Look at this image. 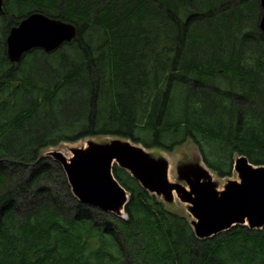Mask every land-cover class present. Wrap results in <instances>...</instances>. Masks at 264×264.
Instances as JSON below:
<instances>
[{
	"label": "trees",
	"instance_id": "1",
	"mask_svg": "<svg viewBox=\"0 0 264 264\" xmlns=\"http://www.w3.org/2000/svg\"><path fill=\"white\" fill-rule=\"evenodd\" d=\"M35 11L75 23L77 38L12 63L9 31ZM261 17L260 0H4L0 264H264V227L199 238L118 164L126 217L99 211L44 155L120 134L167 151L190 139L220 177L242 155L264 165Z\"/></svg>",
	"mask_w": 264,
	"mask_h": 264
},
{
	"label": "water",
	"instance_id": "2",
	"mask_svg": "<svg viewBox=\"0 0 264 264\" xmlns=\"http://www.w3.org/2000/svg\"><path fill=\"white\" fill-rule=\"evenodd\" d=\"M260 3V28L264 32V0ZM3 4L4 0H0V11ZM77 35L78 28L74 23L35 11L10 29L7 56L12 63H19L34 48L53 52ZM130 144L115 142L101 150L78 153L71 158L60 150L48 154L61 163L73 194L82 203L101 211H125L129 201L128 190L113 173V166L117 163L158 196L169 199L176 191L183 201L190 204V211L196 218L192 226L199 238L211 237L238 224L264 227V165H254L246 156H239L234 165L239 179L228 181L224 190L219 192L213 188L199 164L182 163L177 167L179 177L188 179L189 186L171 182L167 162L152 159L143 149Z\"/></svg>",
	"mask_w": 264,
	"mask_h": 264
},
{
	"label": "rangeland",
	"instance_id": "3",
	"mask_svg": "<svg viewBox=\"0 0 264 264\" xmlns=\"http://www.w3.org/2000/svg\"><path fill=\"white\" fill-rule=\"evenodd\" d=\"M135 133L141 138H145V129L143 127L137 129ZM115 142H128L129 144L131 143L133 144V146L143 149V151L150 158L155 160H164L165 162H167L169 166V179L171 182H180L186 186H189L188 179L179 177L177 167L179 164L190 163L191 161L199 164V167H203L202 169L206 173L208 180L212 183L213 188L215 190H218L219 192L224 190L228 181L239 179L237 172L233 171V175L229 177H220L215 171L207 167V165L201 158L197 145L192 140H188L180 146L178 145L173 151H167L162 148L146 147L142 142L134 141L133 138L120 134H97L85 136L75 141H62L57 145H52L47 148L44 151V155H49L48 153L53 150H60L65 156L67 155L69 158H71L78 153L88 152L90 150H101L108 144H112ZM52 158L55 159L54 157ZM179 161H181V163ZM59 164L61 165L60 162ZM192 168L198 170L196 166H192ZM160 198L170 210L186 216L190 222H193L194 217L190 211V204L183 201V199L178 195L176 191H174L173 196L169 198L173 199L172 201H168L169 199H166L164 196H160ZM114 214L126 217L125 211L115 212Z\"/></svg>",
	"mask_w": 264,
	"mask_h": 264
},
{
	"label": "bare ground",
	"instance_id": "4",
	"mask_svg": "<svg viewBox=\"0 0 264 264\" xmlns=\"http://www.w3.org/2000/svg\"><path fill=\"white\" fill-rule=\"evenodd\" d=\"M71 23H73V22H71ZM75 24V23H74ZM76 25V24H75ZM77 26V25H76ZM78 28V27H77ZM77 38V37H76ZM67 156V155H66ZM68 157V156H67ZM69 158V157H68Z\"/></svg>",
	"mask_w": 264,
	"mask_h": 264
}]
</instances>
